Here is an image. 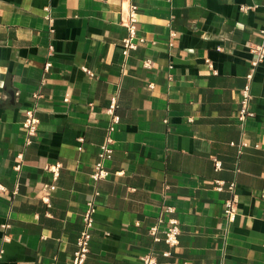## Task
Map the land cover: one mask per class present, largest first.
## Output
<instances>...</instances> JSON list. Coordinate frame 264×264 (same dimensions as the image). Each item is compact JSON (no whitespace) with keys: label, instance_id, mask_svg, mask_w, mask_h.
<instances>
[{"label":"crops","instance_id":"crops-1","mask_svg":"<svg viewBox=\"0 0 264 264\" xmlns=\"http://www.w3.org/2000/svg\"><path fill=\"white\" fill-rule=\"evenodd\" d=\"M133 2L144 43L125 57L128 0H0V264H71L92 197L85 264H142L151 250L158 264H264V61L255 116L237 117L264 0ZM113 97L110 175L94 182ZM166 207L182 229L174 248L149 233Z\"/></svg>","mask_w":264,"mask_h":264},{"label":"built area","instance_id":"built-area-1","mask_svg":"<svg viewBox=\"0 0 264 264\" xmlns=\"http://www.w3.org/2000/svg\"><path fill=\"white\" fill-rule=\"evenodd\" d=\"M242 9L244 11H248L250 9L249 6H243ZM48 15L46 19L50 22H53V19L50 15V7L46 8ZM137 5L134 4L133 0H128V7L126 8V16L123 19V24L127 28V34L122 41L123 46V55L128 57L132 50H136L139 45L144 43V39L138 35V27H137ZM176 33L171 32V37H175ZM262 41L259 44L253 45L252 53L254 58L250 63L249 70L246 74V84L241 91V101L240 107L238 110V120L242 125L249 119L255 116V113L250 108V103L252 99L251 95V86L256 74L258 67L264 61V29L261 31ZM209 67L212 68L210 61H208ZM46 70L49 69L50 63H47L45 66ZM145 68H151V62L146 61L144 63ZM87 73L93 75L91 71L85 69ZM149 88H154V84H150ZM117 109V98H112V103L109 108V113L112 115L111 123L108 127V135L104 141V143L100 147L99 152V161L95 165V171L91 174V178L94 182H99L103 179H106L110 175V171L105 167V162L111 160L114 153V140L112 138V132L114 131L115 124L119 123L120 117L116 115L115 111ZM25 120L23 123V127L26 131L27 139L26 144H30L32 141V137H34L38 130L39 120L36 116V108H31L26 111ZM242 146H246V143H242ZM82 149V148H80ZM20 159L23 156L20 154L18 156ZM215 167L217 170L221 168V162L215 161ZM21 166H17V169H20ZM50 171H52L55 179L59 177L60 173V164L49 166ZM216 188L219 191H223L226 188V184L222 181H217ZM229 191H233L235 189V183H230L227 186ZM7 190V187L0 181V196ZM99 193H96L98 195ZM87 207L83 214V229L81 231L80 236L77 240V249L74 252L73 259L71 264H85L90 253V241L92 237V231L95 228V213H96V200L95 197L91 198L87 202ZM170 214L168 219L164 218V214ZM157 223L152 226L149 230L150 235L153 236L155 241L163 240L169 247L174 248L177 247L180 243V235L182 233L180 221L173 215L175 214V208L166 207ZM224 214L228 222H234L238 215L237 202L235 198H230L225 202ZM162 234V236H161ZM165 256H170V252L164 253ZM142 264H158L157 254L151 250L144 255L141 256Z\"/></svg>","mask_w":264,"mask_h":264}]
</instances>
